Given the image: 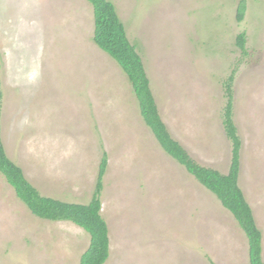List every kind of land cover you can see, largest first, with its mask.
I'll use <instances>...</instances> for the list:
<instances>
[{"label":"rangeland","instance_id":"1","mask_svg":"<svg viewBox=\"0 0 264 264\" xmlns=\"http://www.w3.org/2000/svg\"><path fill=\"white\" fill-rule=\"evenodd\" d=\"M110 1L172 134L223 173L232 156L224 81L238 66L239 183L263 232L264 258V0H246L242 22V0ZM94 29L88 0H0V129L8 155L43 195L86 204L107 151L105 264H250L247 235L161 148L127 74L93 41ZM243 31L246 55L236 45ZM90 241L71 221L34 215L0 172V264H79Z\"/></svg>","mask_w":264,"mask_h":264},{"label":"trees","instance_id":"2","mask_svg":"<svg viewBox=\"0 0 264 264\" xmlns=\"http://www.w3.org/2000/svg\"><path fill=\"white\" fill-rule=\"evenodd\" d=\"M94 10L95 29L93 41L118 62L132 83L140 106V113L159 142L161 148L206 189L212 192L229 210L248 238L250 264H264L263 232L257 224L253 208L239 183L241 171L242 139L234 119V83L238 66L224 81L226 103L223 110V126L231 141L232 156L228 172L204 165L171 133L163 119L153 94L143 58L129 39L124 22L110 0H88ZM247 11L246 0L237 9V21L242 22ZM247 33L237 36L236 45L243 55L247 54ZM109 155L103 151L93 196L89 203L65 201L43 195L26 177L23 168L7 153L0 129V172L14 188L16 195L36 216L53 221H71L91 236L89 247L81 255L79 264H105L110 256L109 226L101 214V194L108 169Z\"/></svg>","mask_w":264,"mask_h":264},{"label":"crops","instance_id":"3","mask_svg":"<svg viewBox=\"0 0 264 264\" xmlns=\"http://www.w3.org/2000/svg\"><path fill=\"white\" fill-rule=\"evenodd\" d=\"M95 108V115H96V109H97V107L95 106L94 107ZM171 131V130H170ZM172 133V132H171ZM173 135V134H172ZM174 136V135H173ZM178 141H180L185 147H187L183 142H182V137H178V136H176L175 137ZM160 145V144H159ZM187 149H188V147H187ZM189 150V149H188ZM174 159V158H173ZM216 159V158H215ZM175 160V159H174ZM176 161V160H175ZM176 163H178L177 161H176ZM163 165H165V164H163ZM208 166H210V165H208ZM175 167V169L177 168V167H179V166H174ZM184 167V166H183ZM211 167H213V166H211ZM170 168H171V165L168 167V168H166V169H169L170 170ZM214 168H217V169H219L218 167H214ZM174 169V170H175ZM177 170L178 169H176L171 175H170V179L171 180H173V182H176L177 180H178V172H177ZM220 170V169H219ZM187 171V170H186ZM188 172V171H187ZM189 173V172H188ZM190 174V173H189ZM191 175V174H190ZM192 176V175H191ZM193 177V176H192ZM175 188L177 189V187L175 186ZM176 193H177V195H178V189H177V191H176ZM212 193V192H211ZM248 200V199H247Z\"/></svg>","mask_w":264,"mask_h":264}]
</instances>
